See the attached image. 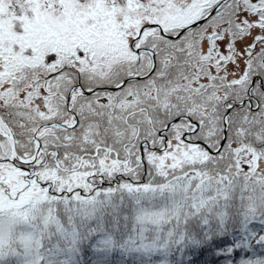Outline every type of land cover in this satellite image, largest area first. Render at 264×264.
Segmentation results:
<instances>
[{
    "label": "snow or ice",
    "instance_id": "1",
    "mask_svg": "<svg viewBox=\"0 0 264 264\" xmlns=\"http://www.w3.org/2000/svg\"><path fill=\"white\" fill-rule=\"evenodd\" d=\"M0 264H264V0H0Z\"/></svg>",
    "mask_w": 264,
    "mask_h": 264
}]
</instances>
